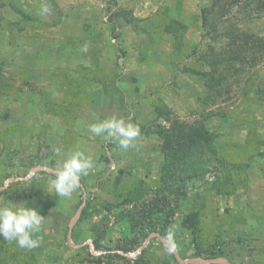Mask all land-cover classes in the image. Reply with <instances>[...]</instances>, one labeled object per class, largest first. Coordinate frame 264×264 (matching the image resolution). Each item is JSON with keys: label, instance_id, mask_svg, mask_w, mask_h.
<instances>
[{"label": "rangeland", "instance_id": "obj_1", "mask_svg": "<svg viewBox=\"0 0 264 264\" xmlns=\"http://www.w3.org/2000/svg\"><path fill=\"white\" fill-rule=\"evenodd\" d=\"M227 2L217 4L207 30L202 10L212 0H0V207L37 208L41 244L52 245L55 259L45 264H98L97 257L122 264L143 248L147 264H179L155 233L134 250L117 247L134 236L126 214L136 207L119 203L141 181L156 188L163 160L157 131L170 118L205 121L218 150L205 178L179 198L173 227L180 248L170 242L188 262L178 261L264 264V54L233 62L239 71L223 60L232 31L240 44L245 33L264 36V12L256 1L222 9ZM224 67L225 79L211 89L202 75L219 77ZM113 117L140 128L127 150L89 131ZM74 151L91 156L94 168L70 197L48 193ZM87 202L90 214L82 216ZM192 210L199 211L198 257L181 224ZM20 249L0 238V254L14 259ZM32 252L31 262H15L41 264L43 255Z\"/></svg>", "mask_w": 264, "mask_h": 264}, {"label": "trees", "instance_id": "obj_2", "mask_svg": "<svg viewBox=\"0 0 264 264\" xmlns=\"http://www.w3.org/2000/svg\"><path fill=\"white\" fill-rule=\"evenodd\" d=\"M221 0H212V4L204 7L203 13V27L209 29V26L213 25L211 22V16L217 9V4ZM244 1L247 5L250 2L256 1L262 7L260 9L264 12V0H228L226 5H222V9L230 10L234 4H239ZM23 16L29 18L21 9L17 10ZM173 24V23H172ZM178 25V22H176ZM180 26V25H179ZM175 25H166L165 29L168 32L173 31ZM182 27V26H181ZM176 27L175 31H177ZM244 34V33H243ZM243 43H238V37L236 31L231 32L232 40L229 44L230 49L227 55L224 57L231 68L237 69L233 62H240L245 65L247 59L252 58L254 61L258 60V57L264 54V36H259L253 39L252 35L248 33ZM249 56V57H248ZM191 71L190 69H187ZM217 70V69H215ZM229 71L228 67H224L219 77H216L210 73H204L202 76L206 80V84L211 88H215L219 85L223 79H225L226 73ZM214 73V72H213ZM159 114L163 111L158 107ZM170 123L169 127L160 125L158 134L162 139L161 149L163 152V160L161 164L160 175L155 182L156 188L154 191L152 188L146 186L144 181H141L137 185H133L125 194L124 198L119 204L129 205L135 204V209H128L126 214L132 225L134 231L133 237L127 238V246H117L118 249L124 251H131L141 246L142 240L148 238L152 233H158L159 236H163L171 241L180 248L176 240L178 231L173 227V220L179 206V198L188 196V183H193L198 179L202 180L205 178L212 165V156L215 157L218 154V150L215 146V136L211 132L205 121H195L189 123L180 119H168ZM100 159L104 162L110 163L111 157L108 154L101 155ZM247 166V165H246ZM231 183L230 176H227L225 180ZM153 191V195L150 198L147 197L148 193ZM174 196V199H172ZM198 198V197H197ZM199 199V198H198ZM110 207L113 204L108 203ZM89 202L86 203L82 211V216L90 214ZM134 207V206H133ZM199 211H190L182 220L181 224L184 228H187L193 235L192 241L198 245L196 252L192 255L198 257L202 255V248L197 240L198 235L201 232L200 221L198 219ZM41 238L42 233H38ZM33 238H36L35 236ZM155 238H158L156 236ZM96 248H101V236L97 235L93 238ZM238 242L242 241L240 238ZM147 248H143L140 255L134 261L127 259V263L122 264H147L143 261V257L146 253ZM208 258H216V253L211 252L208 254ZM14 259H23V261H32L36 255L30 250L26 251L22 257L17 252L13 254ZM110 258L112 255H107ZM171 257L174 262L179 263L176 255L171 253ZM28 260V261H27ZM30 261V262H31ZM97 263L100 264L103 260L102 257H97ZM114 264V263H108ZM221 264V263H212Z\"/></svg>", "mask_w": 264, "mask_h": 264}, {"label": "clouds", "instance_id": "obj_3", "mask_svg": "<svg viewBox=\"0 0 264 264\" xmlns=\"http://www.w3.org/2000/svg\"><path fill=\"white\" fill-rule=\"evenodd\" d=\"M43 10L49 11V6L46 4ZM87 50L85 45L82 51ZM89 131L97 136L106 134L107 138L117 141L124 150L133 146V141L140 135L138 125L116 117L90 125ZM93 168L94 160L91 156L74 151L56 172L52 181L53 190L48 193L59 198L70 197L79 187L81 176L87 175ZM25 204L21 207H0V238L7 242L15 241L19 247L31 250L40 246L38 233L44 217L37 208L26 207Z\"/></svg>", "mask_w": 264, "mask_h": 264}, {"label": "crops", "instance_id": "obj_4", "mask_svg": "<svg viewBox=\"0 0 264 264\" xmlns=\"http://www.w3.org/2000/svg\"><path fill=\"white\" fill-rule=\"evenodd\" d=\"M49 171H51V170H49ZM43 210H46V209H43ZM41 243L42 242H40V246L38 248L31 249V251H37V253H39V256L40 255H43L44 260L42 258L40 260V263L41 264H45V263H49V262L55 261L54 257L49 256V253H48V252L51 251V249H53L52 248V245H48L47 244L48 245L47 246L46 244L43 245ZM26 251H30V250L29 249L22 248V249L18 250V254H24ZM0 264H17V263L15 262V260L13 258L11 259L10 256L8 257L4 252H2L0 254Z\"/></svg>", "mask_w": 264, "mask_h": 264}, {"label": "water", "instance_id": "obj_5", "mask_svg": "<svg viewBox=\"0 0 264 264\" xmlns=\"http://www.w3.org/2000/svg\"><path fill=\"white\" fill-rule=\"evenodd\" d=\"M81 210H82V209H80V211H79L78 213H81ZM155 234L159 236L158 233H155ZM152 236H153V235H150V236H149V239H150ZM159 237H160L161 241H163L164 243H166V245H168L169 247H171L172 251H174V253L176 254V256H177V258L179 259L180 262H182V263H184V262H185V263L188 262V260H183V259L180 257V255H179L178 252H177V248H176V246H175L174 244H171L170 240H168L167 238H165V237H163V236H159ZM192 261H198V262H201V263H210L211 261H215V259H209V260H198V259H194V260H192ZM217 261H218V260H217ZM225 263H226V264H232V263H230V262H228V261H226Z\"/></svg>", "mask_w": 264, "mask_h": 264}]
</instances>
